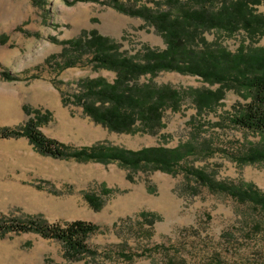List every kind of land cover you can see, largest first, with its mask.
<instances>
[{"label": "rangeland", "instance_id": "1", "mask_svg": "<svg viewBox=\"0 0 264 264\" xmlns=\"http://www.w3.org/2000/svg\"><path fill=\"white\" fill-rule=\"evenodd\" d=\"M131 1L137 6H152V0ZM177 9L160 8L174 13ZM255 9L264 15V0ZM84 31H98L111 38L129 56H139L146 48L166 49L164 38L145 20L99 3L0 0V129L24 125L29 119L25 108H29L51 112V120L40 127L41 131L76 149L99 142L130 150L175 148L192 139L206 140L213 143L214 155L191 157L183 166L202 169L219 181L253 184L264 191V164L236 162L261 140L257 133L231 122L249 102L238 91L227 90L220 106L198 113L192 91L220 86L204 83L197 76L162 72L152 82L171 86L184 98L180 111H164V128L157 133L118 134L86 116L71 99L78 82L102 77L112 83L116 74L94 71L87 59L83 65L61 72L54 63L46 65V60L62 52L60 42L77 38ZM203 37L208 44L230 52L241 45L264 47V36L252 44L244 31L231 35L212 30ZM3 72L20 80L9 81ZM149 81L144 77L140 83ZM128 174L115 163L42 156L26 138L0 139V218L39 215L51 224L77 220L96 224L102 231L88 243L98 251L99 264H209L211 260L264 264V212L252 204L211 193L195 181L187 185L183 173L139 172L132 174L133 181ZM103 185L113 193L103 195ZM86 193L101 195L99 211L86 201ZM143 212L151 215L152 223L140 216ZM123 251L133 254L134 259L127 262L121 258ZM0 264L90 263L68 261L62 243L56 240L33 233H8L0 234Z\"/></svg>", "mask_w": 264, "mask_h": 264}, {"label": "trees", "instance_id": "2", "mask_svg": "<svg viewBox=\"0 0 264 264\" xmlns=\"http://www.w3.org/2000/svg\"><path fill=\"white\" fill-rule=\"evenodd\" d=\"M68 5L94 2L108 6L132 17H140L153 26L164 38L166 49L146 48L139 56H129L111 38L98 31H84L79 37L60 42L63 50L46 60L55 64L58 72L87 59L94 71L106 70L116 74L114 82L105 78H86L77 84L73 103L94 123L118 134L157 133L164 128L163 113L166 109L181 110L183 95L171 86H158L152 82L162 72H178L200 77L217 90L192 91L198 113L212 111L221 105L227 90H235L249 100L231 118V122L243 129L257 133L261 140L251 146L244 155L236 158L241 165L264 164V47L241 45L236 52L222 46L208 44L204 33L222 30L231 35L244 31L252 44L264 36V15L256 12L261 0H152L149 5L137 6L131 0H64ZM165 6L178 7L173 11H161ZM199 41L200 44L197 42ZM9 81L20 80L10 73L3 74ZM149 77L148 83H140ZM64 104L66 102L64 101ZM29 119L22 126L0 129V139L26 138L42 156L80 163L95 162L104 165L115 163L132 174L160 171L170 175L183 173L187 185L195 181L211 193L226 194L241 204L250 203L264 212V191L253 184H234L219 181L206 171L194 166H183L191 158L214 155L213 143L192 139L175 148L163 146L130 150L105 142L92 146L72 148L47 137L40 129L51 120V112L45 114L25 108ZM201 150V151H200ZM203 150V152H202ZM191 187V186H190ZM112 189L103 185L102 194L111 195ZM94 193H86L85 199L99 211L103 200ZM140 216L149 223L150 214ZM102 231L101 227L82 220L65 225L51 224L42 216L0 218V234H37L63 245L68 261L87 260L99 264V253L90 247L88 240ZM120 257L130 262L133 254L121 252ZM209 264H220L211 260Z\"/></svg>", "mask_w": 264, "mask_h": 264}]
</instances>
